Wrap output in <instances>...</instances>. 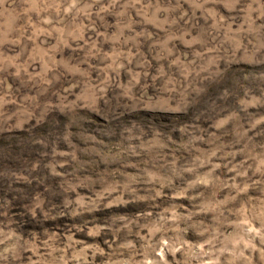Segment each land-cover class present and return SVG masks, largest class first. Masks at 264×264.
Instances as JSON below:
<instances>
[{"label": "rangeland", "instance_id": "rangeland-1", "mask_svg": "<svg viewBox=\"0 0 264 264\" xmlns=\"http://www.w3.org/2000/svg\"><path fill=\"white\" fill-rule=\"evenodd\" d=\"M0 264H264V0H0Z\"/></svg>", "mask_w": 264, "mask_h": 264}]
</instances>
